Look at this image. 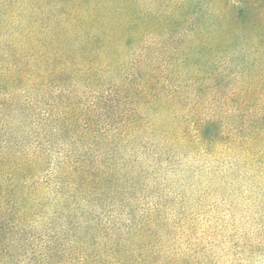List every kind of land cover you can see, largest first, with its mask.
<instances>
[{
    "label": "rangeland",
    "instance_id": "obj_1",
    "mask_svg": "<svg viewBox=\"0 0 264 264\" xmlns=\"http://www.w3.org/2000/svg\"><path fill=\"white\" fill-rule=\"evenodd\" d=\"M8 1L18 2L22 13L29 0L2 2ZM103 2L107 16L113 9L125 20L136 12L139 31L130 39L138 43L136 56L148 46L144 54L157 73L154 106L148 113L133 101L113 106L131 64L120 81L105 77L65 92L0 76V156L30 159L25 185L38 201L21 226L0 224L1 237L14 234L7 244L20 246L13 264H43L32 254L47 246L81 249L74 243L81 232L67 231L65 223L74 221V209L87 211L84 221L103 243L149 227V237L124 247L116 264H264V178L226 149L191 151L182 143L185 134L194 135V112L208 119L210 109L221 107L233 119V91L258 88L264 106V0ZM9 43L0 36V69L12 62ZM59 99L75 104L78 133L55 128L47 107L60 108L53 105ZM137 107L147 115L144 128L133 125ZM98 169L111 173L109 189L80 196L76 183Z\"/></svg>",
    "mask_w": 264,
    "mask_h": 264
},
{
    "label": "trees",
    "instance_id": "obj_2",
    "mask_svg": "<svg viewBox=\"0 0 264 264\" xmlns=\"http://www.w3.org/2000/svg\"><path fill=\"white\" fill-rule=\"evenodd\" d=\"M2 1L5 0H0V36L10 40L7 48L13 59L7 68L0 69L1 77L9 74V81L18 86L25 83L33 88L39 87L40 90L59 88L65 92V88L76 85L90 88L105 77L120 81L121 74L131 64L132 71L127 75L126 83L116 88L117 95L111 102L115 106L133 101V104L141 105L147 113L152 109L154 101L151 93L157 84V73L153 69L152 59L144 54L148 46L141 47L140 56L134 52L138 43L130 38L139 31V25L134 23L137 18L134 10H130L126 19L122 20L113 9L109 16L106 15L103 0H29L22 13L19 12L18 2L8 1L6 5ZM55 94L62 98V94ZM230 98L235 101L231 105L237 107L232 120L223 116L224 109L221 107L210 109L208 119H201L194 112V135L189 138L184 133L182 143L188 145L191 151L199 149L209 153L219 148L226 149V156L240 161L246 169L264 178L263 91L258 88L240 89L233 91ZM54 104H59L60 108L55 109L51 104L47 108L54 118L55 128L60 132L65 130L67 133H78L81 127H78V120L75 119L79 118V115L75 117V104L72 101L63 102L62 99ZM138 108H132V112L138 115L133 125L144 128L146 119L143 116L146 113L142 111L140 116L136 112ZM84 128V138L90 140L92 131L85 123ZM121 136L122 133L116 134V138ZM30 164L27 158L20 163L15 157L7 159L0 156L1 225L12 224V229L21 226L30 207L38 202L37 195L25 185ZM109 177L111 173L106 169L92 171L87 178L82 177L84 182L76 183V192L86 196L97 187L105 191L111 185V182L107 183ZM94 180L97 182L96 187L92 185ZM81 201L90 203L86 199ZM71 214L74 221L65 220L66 225L72 227H68L67 231L81 232V241L77 238L74 243L80 242L82 248L73 249L68 246L49 251L50 246H47L32 254H40L34 260L40 259L43 264H116L119 262L118 255L125 253L127 246L136 247L134 241L140 239L139 235L147 239L148 233L151 234L146 225L141 233L135 231V234L113 237L103 243L97 237V228L84 221L87 211L74 209ZM10 233L6 239L0 235V264H13L14 257L20 251V246L14 249L7 244V241L13 240L14 234Z\"/></svg>",
    "mask_w": 264,
    "mask_h": 264
}]
</instances>
